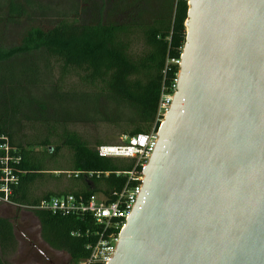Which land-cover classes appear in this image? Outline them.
Masks as SVG:
<instances>
[{
	"label": "water",
	"instance_id": "obj_1",
	"mask_svg": "<svg viewBox=\"0 0 264 264\" xmlns=\"http://www.w3.org/2000/svg\"><path fill=\"white\" fill-rule=\"evenodd\" d=\"M179 82L108 264H264V0H189Z\"/></svg>",
	"mask_w": 264,
	"mask_h": 264
},
{
	"label": "trees",
	"instance_id": "obj_2",
	"mask_svg": "<svg viewBox=\"0 0 264 264\" xmlns=\"http://www.w3.org/2000/svg\"><path fill=\"white\" fill-rule=\"evenodd\" d=\"M144 2L87 1L84 14L32 25L16 44L0 46V75L13 57L42 51L56 71L54 92L59 101L68 96V91L78 88L89 94L113 96L136 106L140 114L133 127L122 134L148 133L155 126L163 84L173 80L179 71L177 65L165 73L169 59L181 58L189 4L187 0H157L146 9ZM8 117H0V144L5 142L2 136L8 137L16 150L14 154L21 156L20 163H12L20 171L11 194L14 202L35 204L45 197L68 193L88 198L97 192L113 200L115 192L124 186L126 176L117 172L132 168L131 160L102 157L97 148L89 147L70 131L59 134L62 144L52 147L51 135L59 131L55 125L44 136L17 140ZM62 145H69L73 151L68 169L82 173L72 178L63 191L40 194L37 191L44 178L65 169L57 165ZM4 154L0 150V156ZM14 210L12 215L0 213V264H12L8 259L19 247L14 222L19 208ZM31 213L39 222L43 241L54 250L66 252L70 264H78L90 255L87 246L95 241L97 228L90 214L55 216L42 210Z\"/></svg>",
	"mask_w": 264,
	"mask_h": 264
},
{
	"label": "rangeland",
	"instance_id": "obj_3",
	"mask_svg": "<svg viewBox=\"0 0 264 264\" xmlns=\"http://www.w3.org/2000/svg\"><path fill=\"white\" fill-rule=\"evenodd\" d=\"M87 1L97 0H0V46L16 44L32 25L55 23L60 17L84 14ZM157 0H145L150 9ZM41 51L13 57L0 75V117L9 116L10 129L15 138L32 139L44 136L55 125L59 131L51 135L54 144H62L66 131L75 132L89 147L117 144L123 132L133 127L140 114L136 106L107 94H89L83 89L68 91L59 101L55 97L56 71ZM32 137V138H31ZM42 138V137H41ZM60 153V154H59ZM57 165L64 170L53 171L40 183L38 193L66 189L76 178L70 170L72 149L62 145ZM54 175V176H53ZM63 194V193H62ZM15 208L0 206V213L12 215ZM15 218L19 247L9 257L12 264H66L70 260L64 251L49 247L40 235V225L31 211L19 208Z\"/></svg>",
	"mask_w": 264,
	"mask_h": 264
},
{
	"label": "built area",
	"instance_id": "obj_4",
	"mask_svg": "<svg viewBox=\"0 0 264 264\" xmlns=\"http://www.w3.org/2000/svg\"><path fill=\"white\" fill-rule=\"evenodd\" d=\"M189 4V0H187ZM181 58H171L167 61L165 73L173 66H179ZM179 71L173 80L165 81L162 87L161 98L158 105L155 126L148 133L136 135H123L117 144H102L98 146V154L105 158H120L131 160L133 165L127 171H118L126 176L124 186L114 194L110 200L105 193L97 192L88 198L76 196L72 193L51 195L41 199L35 204L20 205L11 199L13 186L18 182L20 171L13 167L21 161L20 155H15L16 150L9 142V138L2 136L5 142L0 144V150L5 154L0 156V204L12 205L29 211L42 210L55 216L90 214L97 228L95 241L87 247L90 255L81 259L78 264H108L113 258L120 235L126 226L134 204L145 180L144 168L149 163L157 142L159 140V126L164 121L177 91ZM158 125V126H157ZM78 177L82 171L71 172ZM108 174V173H106Z\"/></svg>",
	"mask_w": 264,
	"mask_h": 264
},
{
	"label": "crops",
	"instance_id": "obj_5",
	"mask_svg": "<svg viewBox=\"0 0 264 264\" xmlns=\"http://www.w3.org/2000/svg\"><path fill=\"white\" fill-rule=\"evenodd\" d=\"M0 206H4V207H15V206H12V205H7V204H0Z\"/></svg>",
	"mask_w": 264,
	"mask_h": 264
},
{
	"label": "flooded vegetation",
	"instance_id": "obj_6",
	"mask_svg": "<svg viewBox=\"0 0 264 264\" xmlns=\"http://www.w3.org/2000/svg\"><path fill=\"white\" fill-rule=\"evenodd\" d=\"M66 264H70V262L68 261V263H66Z\"/></svg>",
	"mask_w": 264,
	"mask_h": 264
}]
</instances>
